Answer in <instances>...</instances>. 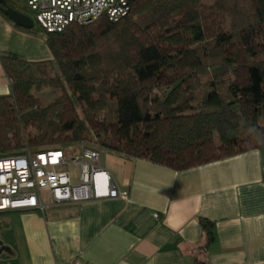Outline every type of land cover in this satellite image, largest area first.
<instances>
[{"label": "trees", "instance_id": "trees-1", "mask_svg": "<svg viewBox=\"0 0 264 264\" xmlns=\"http://www.w3.org/2000/svg\"><path fill=\"white\" fill-rule=\"evenodd\" d=\"M23 31L51 59L0 56V158L94 140L182 171L264 147V0H130L117 22ZM43 84L61 95L41 104ZM201 226L206 249L212 225Z\"/></svg>", "mask_w": 264, "mask_h": 264}, {"label": "crops", "instance_id": "crops-1", "mask_svg": "<svg viewBox=\"0 0 264 264\" xmlns=\"http://www.w3.org/2000/svg\"><path fill=\"white\" fill-rule=\"evenodd\" d=\"M23 30L0 14V56L49 61L43 36ZM9 86L0 65V97ZM100 156L127 199L54 206L44 194V212L0 213V264H264V147L182 171Z\"/></svg>", "mask_w": 264, "mask_h": 264}, {"label": "built area", "instance_id": "built-area-1", "mask_svg": "<svg viewBox=\"0 0 264 264\" xmlns=\"http://www.w3.org/2000/svg\"><path fill=\"white\" fill-rule=\"evenodd\" d=\"M129 1L23 0L37 28L46 33L61 32L73 24L87 25L102 16L117 22L128 14ZM100 158L98 150L77 145L37 153L25 148L16 156L0 158V213L44 212V194L54 206L126 200L127 191L121 190L112 175L101 167ZM69 264L81 263L75 260Z\"/></svg>", "mask_w": 264, "mask_h": 264}, {"label": "rangeland", "instance_id": "rangeland-1", "mask_svg": "<svg viewBox=\"0 0 264 264\" xmlns=\"http://www.w3.org/2000/svg\"><path fill=\"white\" fill-rule=\"evenodd\" d=\"M12 1L17 5L18 9L20 10V12L22 14L28 16L32 20L34 27H37L35 21L33 20L32 12L25 6L23 0H12ZM55 70H56V67L54 68V70L53 69L51 70L52 72L50 73V76H52V78H54L53 75L55 74ZM48 78H49V76L46 75V79H45L46 82H47ZM33 94L40 101L41 104H48L51 101H53L54 99L58 98L61 95V91L59 88L49 86V84H43L38 90L34 89ZM193 107L195 108V105H193ZM68 145H69V148L72 147L70 144H68ZM63 146H65V145H63ZM74 146H76V145H74ZM77 146L96 149L101 154L104 151H106L103 149H99L96 146L94 140H92L90 142H82L80 144H77ZM57 147H60V146H57ZM61 148H63V147L61 146ZM71 171L76 172V168L71 167Z\"/></svg>", "mask_w": 264, "mask_h": 264}, {"label": "water", "instance_id": "water-1", "mask_svg": "<svg viewBox=\"0 0 264 264\" xmlns=\"http://www.w3.org/2000/svg\"><path fill=\"white\" fill-rule=\"evenodd\" d=\"M0 13L5 16L14 26H17L24 30H31L34 25L32 20L22 14L19 11L14 10L11 7L6 6V0H0ZM91 75L87 74V77L90 78ZM92 76L96 77L97 79H101V75H95Z\"/></svg>", "mask_w": 264, "mask_h": 264}, {"label": "flooded vegetation", "instance_id": "flooded-vegetation-1", "mask_svg": "<svg viewBox=\"0 0 264 264\" xmlns=\"http://www.w3.org/2000/svg\"><path fill=\"white\" fill-rule=\"evenodd\" d=\"M9 2H10V0H9ZM10 3H11V2H10ZM6 6H7V7H11V8H13L14 10L20 12V10L18 9L17 5H16L14 2H12L11 5H10V4H8V0H6Z\"/></svg>", "mask_w": 264, "mask_h": 264}]
</instances>
